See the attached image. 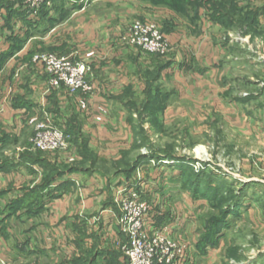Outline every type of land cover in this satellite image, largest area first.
Here are the masks:
<instances>
[{
	"label": "crops",
	"instance_id": "crops-1",
	"mask_svg": "<svg viewBox=\"0 0 264 264\" xmlns=\"http://www.w3.org/2000/svg\"><path fill=\"white\" fill-rule=\"evenodd\" d=\"M220 3L55 0L32 21L19 0H0V261L71 264L92 246L114 255L103 238L117 232L115 188L131 178L148 183L158 226L169 224L179 235L185 231V209L172 207L161 191L158 174L165 166L159 162L165 157L132 158L129 119L140 107L145 120L156 117L163 127L176 108L178 118L194 123L222 104L210 75L233 41L226 24L213 18ZM133 21L157 24L169 52L154 56L121 44ZM39 53L86 61L92 90L50 88L32 62ZM45 115L71 137L72 162L63 154L31 150L29 138ZM109 229L114 232L107 234ZM193 252L188 247L184 264H194ZM115 258L124 263L122 256Z\"/></svg>",
	"mask_w": 264,
	"mask_h": 264
},
{
	"label": "rangeland",
	"instance_id": "rangeland-1",
	"mask_svg": "<svg viewBox=\"0 0 264 264\" xmlns=\"http://www.w3.org/2000/svg\"><path fill=\"white\" fill-rule=\"evenodd\" d=\"M238 7L237 17L226 19L233 43L210 75L222 100L211 117L191 123L170 108L175 113L162 127L138 107L129 119L132 158L169 162L158 174L161 191L185 209L186 229L175 237L193 248L194 264H264V0ZM78 258L76 264H115L105 251Z\"/></svg>",
	"mask_w": 264,
	"mask_h": 264
},
{
	"label": "built area",
	"instance_id": "built-area-1",
	"mask_svg": "<svg viewBox=\"0 0 264 264\" xmlns=\"http://www.w3.org/2000/svg\"><path fill=\"white\" fill-rule=\"evenodd\" d=\"M220 1V0H217ZM238 6H248L255 0H234ZM47 0H22L23 12L30 20H38L43 7H49ZM120 42L144 54L165 56L170 50V42L162 34L157 24L151 21L130 23L121 36ZM33 64L48 78L50 88H65L68 92L88 94L92 90L86 79V61L71 59L50 53L33 56ZM48 115L38 121L29 138L31 150L51 155L63 154L65 162L75 159L76 151L71 147V137ZM166 160L159 162L166 166ZM147 184L143 178H131L119 182L113 195L116 209L114 229L106 230L111 238H103L105 248L120 253L126 264H184L188 262V243L175 237L169 224L158 226L155 222L157 200L147 194ZM114 213V212H113ZM110 228V227H109ZM118 233L121 237H118ZM0 264H6L0 261Z\"/></svg>",
	"mask_w": 264,
	"mask_h": 264
},
{
	"label": "trees",
	"instance_id": "trees-1",
	"mask_svg": "<svg viewBox=\"0 0 264 264\" xmlns=\"http://www.w3.org/2000/svg\"><path fill=\"white\" fill-rule=\"evenodd\" d=\"M47 1H49L50 2V6L49 7H43L42 8V10L40 11V13H39V17H38V20H36V21H39L40 20V18H41V16H42V14L43 13H46V12H48V11H50L52 8H53V6H54V1L55 0H47ZM19 2L21 3V5H22V0H19ZM219 2H221L219 5H217V9H215L214 8V12L213 13H215L214 14V16H213V18L216 20L217 18L220 20L221 19V22L223 23V24H226V19L228 18V17H230V13H232L235 17H237V14H238V12H240L241 10H240V8L238 7V4L234 1V0H227V1H223V0H221V1H219ZM228 5L230 6V9L228 10L227 8H229L228 7ZM232 8V9H231ZM239 8V9H238ZM219 10H221L222 11V13L219 11ZM229 11V12H228ZM94 245V244H93ZM90 250H96V246H92L91 248H89L87 251H90ZM86 251V252H87ZM96 251H99V252H102V251H105V250H102V251H100V250H96ZM86 252H84V253H82V254H85ZM106 252V251H105ZM114 253V255L113 254H111L113 257H114V263L115 264H120L119 262L117 263V260H116V258H115V255L117 256V257H119V256H122L120 253H118V252H113ZM79 261V258L77 259H73L72 260V262H71V264H76L77 262ZM123 264H126V262L124 261V263Z\"/></svg>",
	"mask_w": 264,
	"mask_h": 264
},
{
	"label": "bare ground",
	"instance_id": "bare-ground-1",
	"mask_svg": "<svg viewBox=\"0 0 264 264\" xmlns=\"http://www.w3.org/2000/svg\"><path fill=\"white\" fill-rule=\"evenodd\" d=\"M169 161H170V160H169ZM167 162H168V161H167ZM167 162H166V163H167ZM168 163H169V162H168Z\"/></svg>",
	"mask_w": 264,
	"mask_h": 264
}]
</instances>
